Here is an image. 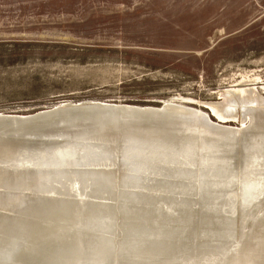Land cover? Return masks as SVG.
<instances>
[{"label": "bare ground", "instance_id": "6f19581e", "mask_svg": "<svg viewBox=\"0 0 264 264\" xmlns=\"http://www.w3.org/2000/svg\"><path fill=\"white\" fill-rule=\"evenodd\" d=\"M260 90L0 113V264H264Z\"/></svg>", "mask_w": 264, "mask_h": 264}, {"label": "rangeland", "instance_id": "374dc122", "mask_svg": "<svg viewBox=\"0 0 264 264\" xmlns=\"http://www.w3.org/2000/svg\"><path fill=\"white\" fill-rule=\"evenodd\" d=\"M254 75L264 0H0V113L179 100L215 121L204 102Z\"/></svg>", "mask_w": 264, "mask_h": 264}, {"label": "water", "instance_id": "95a60500", "mask_svg": "<svg viewBox=\"0 0 264 264\" xmlns=\"http://www.w3.org/2000/svg\"><path fill=\"white\" fill-rule=\"evenodd\" d=\"M82 178V177H81Z\"/></svg>", "mask_w": 264, "mask_h": 264}]
</instances>
